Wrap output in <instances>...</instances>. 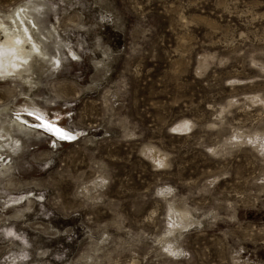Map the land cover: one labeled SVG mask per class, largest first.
<instances>
[{
  "label": "rangeland",
  "instance_id": "374dc122",
  "mask_svg": "<svg viewBox=\"0 0 264 264\" xmlns=\"http://www.w3.org/2000/svg\"><path fill=\"white\" fill-rule=\"evenodd\" d=\"M0 15V264H264V0Z\"/></svg>",
  "mask_w": 264,
  "mask_h": 264
},
{
  "label": "bare ground",
  "instance_id": "6f19581e",
  "mask_svg": "<svg viewBox=\"0 0 264 264\" xmlns=\"http://www.w3.org/2000/svg\"><path fill=\"white\" fill-rule=\"evenodd\" d=\"M9 18L11 19L12 23L15 25L14 28H16L17 30L20 29V26L24 27L25 30H28L27 22L30 23V22H33L32 20H35L34 16L31 15L29 12H25L22 6L19 7L17 10H14L13 14H9ZM6 25H7L6 21H4L2 19V17H1V15H0V31L5 34V42L10 44V45L15 46L17 51H18V53H20L21 55H27L29 57L33 56L35 54V55L41 56L42 59H44L46 57V55L43 52V50L39 49V47L37 46L36 42L33 41L29 31L27 33V38L20 42V41H18L16 39L15 33L7 32ZM34 29H36V28H34ZM24 120H25L24 118L18 117L17 122L25 124V122H23ZM43 122L50 123L54 127L61 129L57 124H54V123H52V122H50L48 120H45V119H42L39 122L40 128L46 129V127L43 126ZM2 125H4V124H0V127ZM63 131L68 133L70 136H73L71 133H69V132H67L65 130H63ZM57 136H59V135H57ZM61 139L68 140V139H65V138H61Z\"/></svg>",
  "mask_w": 264,
  "mask_h": 264
},
{
  "label": "snow or ice",
  "instance_id": "6c2138e0",
  "mask_svg": "<svg viewBox=\"0 0 264 264\" xmlns=\"http://www.w3.org/2000/svg\"><path fill=\"white\" fill-rule=\"evenodd\" d=\"M29 115H33L34 113H29ZM35 119L37 120H42V117L40 116H35ZM43 126L46 127V129L50 132H53L57 135L60 136V138H65V139H72L73 137H71L68 133L64 132L62 129L56 128L54 127L52 124L47 123V122H43Z\"/></svg>",
  "mask_w": 264,
  "mask_h": 264
}]
</instances>
